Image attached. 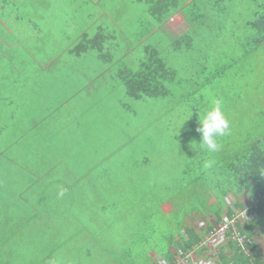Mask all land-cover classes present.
Segmentation results:
<instances>
[{
	"label": "rangeland",
	"instance_id": "rangeland-1",
	"mask_svg": "<svg viewBox=\"0 0 264 264\" xmlns=\"http://www.w3.org/2000/svg\"><path fill=\"white\" fill-rule=\"evenodd\" d=\"M13 1L22 8L30 9L31 2L35 0ZM64 1L54 0L52 7L58 13H63ZM123 1L120 0L123 9L132 8ZM40 2L49 3V0H37L35 6L45 5ZM178 2L179 10L187 12L189 16L190 26L185 15L177 12L165 22L164 28L170 35L177 36L186 31L188 26L191 27L188 35L190 45L173 50L169 40L155 33L150 35L148 41L159 50V55L166 64L173 68V79L165 82V87L170 92L168 96L134 100L125 95L121 82L117 80V83L111 82L108 85L109 77L100 75L95 77L92 85L83 86L80 92L83 98L79 104L75 103V84L69 83L68 77L63 73L57 80H53L59 88L51 83L45 87L43 105L39 106L42 109L39 119L51 110L48 116L40 119L42 127L47 129L38 130L40 126L34 123V130L30 128V122L23 119L27 128V140L17 144L12 140H3V133L9 137H16L20 133L17 119L15 116L10 117L6 105L12 94L5 90L7 87L1 85L0 116L4 130L0 142V185L5 186L0 187V197L11 193L17 206H20L19 201L22 200L26 207L30 205L34 209L41 205L32 206L29 201L34 198L42 201L49 195L55 203L49 209L51 212L55 211L56 215L53 212L48 218L50 230L43 231L39 220L33 219L31 223L39 224V228L27 227L20 243L16 244L10 239L3 246L0 242V264H19L21 260L18 259L31 254V247L41 246V239L44 242L42 249L45 244L49 250L54 245L57 246V241L60 243L56 256L59 254L61 260L54 258L48 260L47 264L158 263L162 261L158 252L167 247V237L178 232L180 222H183L182 215L185 216L184 226L193 227L200 236L199 244L194 247L198 249L197 253L202 257L203 264L215 257L219 264H224L219 259L220 254L226 255L228 259L231 257L230 253L221 251L220 246L224 243L220 241L214 248H205L203 252L201 250L200 242L207 234L208 224H217L227 216L224 208L220 220L215 222L216 217L210 213V209L217 205V200L202 181L207 180L205 184L210 185V182L217 188L227 185L226 181H222L223 172L220 167H227L235 155L238 158L244 157L248 144L264 136V43L255 45V37L252 35L254 31L247 25L264 0ZM195 2L198 8L207 9V19L203 21V26L196 25L189 15V11L193 14L192 5ZM8 3L6 9L10 8ZM142 4L133 7L131 15L135 19H129L133 22L122 25L132 33L129 41L133 43L134 49L126 57H122L120 53L115 54L113 64L110 65L114 70L124 65L137 69L138 61L145 56L142 46L135 47L141 39L138 34L140 20L149 18L144 11L140 16L137 10L145 9V4ZM7 11L9 10L4 12L5 17L0 24L8 27L2 35L7 39L6 42L16 39L18 31L25 39L31 35L22 29L25 28L24 25L21 26V31L20 27L15 26L18 30L13 28L12 23L16 22L14 20L17 14L10 13L9 16L12 17L6 18ZM39 14L41 19L49 18L45 11ZM127 45L129 46V42ZM4 48H0V58L6 56L10 60L11 50L9 47ZM80 64L83 67L93 66L95 76L103 70V65L91 61L90 56L81 59ZM214 73L216 75L213 77ZM84 79L89 80L90 77L81 76V80ZM17 88L18 85L12 86V90ZM35 94L31 93L28 99ZM211 99L222 101V110L229 121V133L218 139V149L215 152H210L199 144L202 134L196 131L199 115ZM50 102L55 104L48 108L46 103ZM12 104L15 107L16 102L13 101ZM26 109L24 107L20 113ZM71 109L76 111L72 114L74 116H70L71 119L79 115L83 123L77 129L72 125L74 132L68 133L67 115L64 112ZM46 137L47 140L44 141ZM34 147L37 154L48 148L56 151L57 155L66 157L69 161L66 163L72 166L80 164V173H74L82 174L77 178L79 185L68 186L72 185L74 174L65 173V163L62 161L56 167V172L52 173L57 183H64L66 177L67 187L59 184L47 188L40 183L26 189V166L31 168L28 153L31 154ZM62 156L56 159L63 160ZM17 157L23 163L21 168H17ZM19 185L22 187H18ZM220 192L218 190L219 194ZM61 193V197H57ZM260 199L264 200V196ZM235 202L251 205L252 201L246 193L234 196L229 192L223 198L225 207L238 212L240 219L244 218L241 214H251L245 220H252L253 235L244 236L239 226L236 227V232L243 235L240 239L243 244L253 243L264 257V214L258 217L257 205L248 210V213L236 207ZM186 212L192 213L187 215ZM202 212L205 214H200ZM76 219L82 222L78 227L74 224ZM63 224L69 225L68 231L74 233L84 227L79 236L71 237L72 241L80 243L77 249L70 245L62 246L61 240L65 239L67 231ZM57 228L63 230V236L54 233ZM34 236L37 238L35 242ZM175 250L172 248L171 252L174 253ZM209 255L211 258H208ZM28 258L31 260L29 264H33L32 259ZM231 263L229 261L226 264Z\"/></svg>",
	"mask_w": 264,
	"mask_h": 264
},
{
	"label": "trees",
	"instance_id": "trees-1",
	"mask_svg": "<svg viewBox=\"0 0 264 264\" xmlns=\"http://www.w3.org/2000/svg\"><path fill=\"white\" fill-rule=\"evenodd\" d=\"M36 1L37 0L31 2L32 7L30 9L22 8L13 0H8L9 3L6 2L10 5V8L6 9L5 6H7V4L5 3V0L0 2V24L5 17L3 15L4 12L9 10L7 11L8 16H6V18L12 17L9 16L10 13L17 14V17L14 20L16 22L12 23L13 28L19 23L21 25L25 24V28H22L25 32L29 34L34 32L36 34L35 36L29 35L25 39L18 31V35L16 34L18 37H16V39L6 42L7 39L3 38L2 35L3 31H6L5 29L8 27L5 25L0 26V48L5 49L4 47H6L8 49L9 47L12 54L10 55V60L9 58H6V56H4L3 59L0 58V88H2L1 85H3L8 88L5 90L12 94L9 97L8 102H6V105L10 111V117H16L18 132L20 133L16 137H9L3 133V140H12V142L17 144L27 140L25 135L27 128L22 122L23 119H27L30 122V128L34 130H36V125L40 126L38 130L45 128L40 124V119H44L48 116V113L51 112L50 110L46 116L40 117L39 119V114L42 111V109H39V106L42 107L41 105H43L44 97L46 95V93H44L46 90L45 87L50 83L56 85L57 82L53 83L54 78L57 80L63 73L64 76L68 77L69 83L75 84V91L77 92L75 103L79 104L83 98L80 93L81 90H83V86L92 85L95 82V77L100 75H107L109 77L107 80L108 85H111V82L117 83V80L121 82L124 86L125 95L134 100H141L146 97H162L170 94L169 90L165 87V82L173 79V68L166 64L164 59L159 55V50L155 48L152 42L148 41L150 35L155 33L161 34L163 38L169 40V45H171L173 50H178L182 46L187 48V46L190 45V38L188 37L192 29L191 27L189 28L191 24L190 19L189 16H187V12L184 13L182 10H179L180 6L178 0H124L123 2L132 6V8L127 7V9H123L120 5V0H102L103 8L110 10L108 20L102 18L103 22H97L101 18L97 21L96 19L94 20L98 14L102 13L100 11L101 6L96 8L97 11L93 13H87V11L83 9V14L87 13V16L84 15L83 19L81 21L79 20L82 14L78 15L77 13L82 7H84V5L90 4V1L88 0H85L83 3L80 0H63L64 2H67L69 6L76 4L77 7V9L73 8L70 10L63 9L64 13H58V10L52 7L54 5V0H49V3L40 2L41 5L45 4L44 6H35ZM140 4H142V6L145 4L144 6H146L144 10L137 8L140 12V16H142V11H144L149 18H141L140 20L138 34L141 36V39L138 42L139 44H136L135 47L142 46L145 56L142 60L138 61L139 65L137 69H132L124 65L118 68V70H114L110 65L113 64L115 54L120 53L122 57H126L131 54L134 49L133 43H130L129 41L132 33L126 30V26L122 25L126 22H133V20H129L133 18L135 19V17L131 15V12L134 11V6H140ZM46 6H48V8L45 9L44 7ZM192 6L193 14L195 13V16L189 11L191 19L196 25L203 26V21L205 18L207 19V9H204L203 7L198 8L197 2L193 3ZM42 8H44V10H41ZM39 11L41 13L45 11L49 18L46 20L43 18L41 19ZM177 12H182L185 15L186 21L189 24V29L187 28L186 31L177 36H172L165 30L164 24L173 15L177 14ZM254 13L255 17L249 20L247 25L254 31L252 35L255 37V39H253L255 45H259L264 43V2L262 5L258 6V9L255 10ZM89 17H91L93 21ZM70 19H78L75 23L76 25H72L69 22ZM115 21H119V23H115ZM118 27L120 32H115V30H118ZM69 28H72L71 32H68ZM144 28H146V30ZM167 34H169L170 37ZM128 42L129 46L127 45ZM87 56H90L91 61L103 65L102 72H99L95 76V74H93V72H95L93 66L83 67L82 64H80V60ZM215 75L216 73L213 74V77ZM81 76H83V78L90 77V79H84V81H82ZM75 78H78V80ZM14 85H18L16 90H12V86ZM56 86L59 88V85ZM33 92L36 94L28 99L29 95ZM72 97L73 96H71V98ZM13 101L16 102L15 107L12 104ZM46 104L48 108H51L49 106H53L55 102ZM24 107L27 109L23 113H20ZM74 112L76 111L73 109L64 112L67 115L66 122L68 125L66 124V126H69L68 133L74 132V127L72 128V125L76 126L77 129L83 123L79 115L71 119V117L74 116L72 115ZM1 120L0 116V142L2 140V131L4 130L2 129L3 123L1 124ZM34 123L36 124L35 126ZM45 123L49 124L47 122ZM198 128L199 126L196 128L197 132H199ZM46 140L47 137L44 141ZM37 141L40 140L37 139ZM42 142L43 139L40 142L41 146L43 145ZM248 145L247 153L244 157L238 158V156L235 155L233 156L235 158L231 159L230 163L228 162L227 167H220V170L223 172L222 181H226L227 185H222L217 188L210 182L209 184L211 186L205 184L207 183V180L202 181L203 184L206 185L215 195L217 200V205L211 207L212 210L210 209V213L216 217L215 222L220 220L221 212L224 208H226L225 214L228 217L233 213L232 209L228 206L225 207L223 204V198L229 192L234 196L246 193L252 203H255L258 206V217L264 214V200L260 199V197L264 196V136L257 138ZM44 150V152L37 154L34 147L31 154L28 153L31 168L26 166V169L28 170H25L24 178L27 183L24 187L29 189L30 186L35 187L40 183L44 184L47 188H53V186L59 184H63L67 187L66 177L64 183H57L58 181L54 179V174L52 172H54L56 167L63 161L65 163V173L72 175L77 171L79 172L80 164L72 166L66 163L69 162L66 157L57 155L56 151L48 148H44ZM18 155H20V153ZM58 156H62L63 160H57L56 157ZM17 159H19L17 168H21L23 163L20 161V157H17ZM81 176L82 174H74V181H72V185L68 186L77 187L80 183L77 178ZM4 186L5 185H0L1 188H4ZM18 187H22V185H19ZM218 190L221 191V194L218 193ZM21 193L23 192L21 191ZM26 195L31 196L32 193H27ZM57 197H61V194ZM51 199L52 197L49 195H46L42 201L37 198L32 199L29 201L32 206L37 207V205H41V207L33 209L30 205L29 207H26L22 200L19 201L20 206H17L14 196L11 193L6 194L4 197H0L1 244L5 246L10 239L16 244L20 243V239L27 227L31 226L39 228V224L33 225L31 223L34 221L33 219L39 220L40 229L43 231L50 230V222L48 218L51 217L53 212L56 215L55 211L51 212L49 209L51 204H55ZM235 206L243 208L245 205L240 202H235ZM190 213L186 212L187 215ZM200 214H205V212ZM257 215L255 214L254 217ZM184 217L183 215L181 216L183 222H180L178 232H176L175 235L167 237V247L163 251L159 250L158 253L162 259L171 261L176 254H180V251L186 253L190 251L193 246L198 244L200 236L193 227L188 225L184 226ZM251 221L252 220L249 219L243 224L238 225L240 231L246 237L253 235L254 227L252 226ZM81 223L76 219V223L74 224L78 227ZM63 225V227L67 228V231L64 234L65 239L61 240L62 246L65 244L77 249L80 243H75L71 240V237L73 235L79 236L84 227H81V230L78 229L79 231L74 233L68 231V228H70L69 225ZM210 226L211 224H208V228H210ZM54 233H60L61 236H63V230L59 228H57V232ZM23 238L25 239L26 235H24ZM36 239V236H34V242ZM43 243V239H41V246L37 247L34 245L35 248L31 247V254L25 255V258L18 259L21 260V262L19 261V264H29L31 260L28 256L32 259L33 264H47L48 260L54 258L55 260L57 259L60 261L61 256L59 254L56 256V249L58 250V248H60V243L57 241L58 248L54 245L52 248H49V250L47 249L46 244L44 245V249H42ZM28 248L29 247L27 246V249ZM172 248L176 249L174 253L171 252ZM255 248L256 247L253 243L250 244L246 242L244 245L236 246L233 241H230L221 249V251H225L227 254L230 253L231 257L228 259L226 255L220 254L219 258L224 264L229 261H232V264H264V257H262ZM201 250L203 252L205 248L202 247ZM210 256L211 255L208 257L211 258ZM35 260L37 261L36 263ZM152 264L158 263L152 262Z\"/></svg>",
	"mask_w": 264,
	"mask_h": 264
},
{
	"label": "built area",
	"instance_id": "built-area-1",
	"mask_svg": "<svg viewBox=\"0 0 264 264\" xmlns=\"http://www.w3.org/2000/svg\"><path fill=\"white\" fill-rule=\"evenodd\" d=\"M252 207L257 206L255 203H251V205H245L240 209L248 212V210H252ZM249 215L251 214H246L245 216L241 214V217L244 218L240 219L238 212L234 211L230 217H223L222 220L217 224L214 223L210 228H206L207 234L205 238L200 242V246L204 248H214L219 244V241L224 243L222 246H220L221 249L224 248L230 241H233L236 246L244 245V242L240 240L243 235L236 232V227L238 226L237 224H239V222L241 223V221H247L245 219ZM197 250L196 247L193 246L192 249L186 253L180 251V254H176L173 260L168 261L162 259V261L158 262V264H203V262L201 261L202 257H199ZM211 259L212 260L205 261L204 264H212V262L213 264H219V260L216 257Z\"/></svg>",
	"mask_w": 264,
	"mask_h": 264
},
{
	"label": "clouds",
	"instance_id": "clouds-1",
	"mask_svg": "<svg viewBox=\"0 0 264 264\" xmlns=\"http://www.w3.org/2000/svg\"><path fill=\"white\" fill-rule=\"evenodd\" d=\"M198 120V131L202 133L199 144L206 150L215 152L218 149V139L229 133V121L222 110V101L211 99L208 106L200 113Z\"/></svg>",
	"mask_w": 264,
	"mask_h": 264
},
{
	"label": "crops",
	"instance_id": "crops-1",
	"mask_svg": "<svg viewBox=\"0 0 264 264\" xmlns=\"http://www.w3.org/2000/svg\"><path fill=\"white\" fill-rule=\"evenodd\" d=\"M80 1H82V3L85 1V0H80ZM88 1H90V4H88V5H84V7H82L79 11H78V15L79 14H82V16L79 18V20L81 21L82 19H83V16L84 15H86L88 12H90V13H93V12H95V11H97V9L96 8H99L100 6H101V8H100V11L102 12V13H100V14H98V16L96 17V18H94V20L96 19V21L98 20V19H100V20H98L97 22H103V19L102 18H106L107 20H108V17L110 16V14H109V12H110V10L109 9H107V8H103V4H102V0H88ZM75 5V6H74ZM90 7V8H89ZM73 8H76L77 9V7H76V4H72V5H68V3L67 2H65V6H64V10H70V9H73ZM85 10V11H87V13L85 14H83V12H82V10ZM77 12V11H76ZM64 13V12H63ZM87 16V15H86ZM68 18H69V16H68ZM90 19H91V17H89ZM77 20L78 19H70V23L72 24V25H76L75 23L77 22ZM92 20V19H91ZM93 21V20H92ZM105 21V20H104ZM22 25H25V24H22ZM22 25H17V27H20V31H21V26ZM18 29V28H17ZM71 30H72V28H69V30H68V32H71ZM115 32H120V29H119V27H118V30H115ZM20 33V32H19ZM31 35L30 36H35L36 34L34 33V32H32V33H30ZM33 34V35H32Z\"/></svg>",
	"mask_w": 264,
	"mask_h": 264
}]
</instances>
